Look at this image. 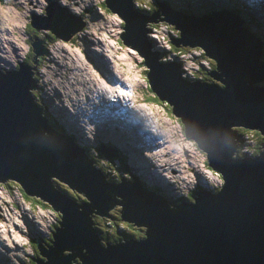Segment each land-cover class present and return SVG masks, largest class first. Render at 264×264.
<instances>
[{"label": "water", "instance_id": "obj_1", "mask_svg": "<svg viewBox=\"0 0 264 264\" xmlns=\"http://www.w3.org/2000/svg\"><path fill=\"white\" fill-rule=\"evenodd\" d=\"M154 1L157 8L147 15L134 10L132 0L103 3L122 19L118 37L142 57L150 89L182 122L184 136L205 152L222 185L215 193L195 191L192 204L172 205L136 180L107 182L71 135L46 120L33 69L50 41H63L82 26L78 16L50 1L28 19L29 51L23 61L16 70L0 69V182H18L26 195L61 215L51 233L52 248L36 243L44 261L30 258L35 264H68L73 256L80 264H264V142L260 155L236 156L243 140L236 130L262 129L264 135L261 41L231 10L190 16ZM158 21L177 30V38L168 36L172 45L197 46L214 60V69L205 73L221 87L186 80L176 61H157L145 25ZM57 183L89 204L66 199ZM93 215L142 226L144 238L102 247L90 222ZM62 250L70 254L60 256Z\"/></svg>", "mask_w": 264, "mask_h": 264}, {"label": "clouds", "instance_id": "obj_2", "mask_svg": "<svg viewBox=\"0 0 264 264\" xmlns=\"http://www.w3.org/2000/svg\"><path fill=\"white\" fill-rule=\"evenodd\" d=\"M5 1L0 0V11L2 9L1 5L3 7L6 6ZM156 1L167 4L160 0ZM179 1L171 0L170 9L186 15L198 16L190 11L197 7V3L194 0L184 1L181 7L177 6ZM215 1L221 2L225 6H219L214 11L226 8L233 11L242 20L240 26L256 37L252 30V24L245 17V11L249 7L243 6L241 2L237 3L235 0ZM251 1L262 2L264 4V0H246V3L248 4ZM103 2L104 0L99 5L94 4L96 11L99 12L101 7L103 11L115 14L109 9L106 10ZM47 3V0H44L39 9ZM60 5L64 6L62 3ZM153 5L157 7L154 0H142L140 2L132 0V8L146 15L151 13L150 9ZM37 10H27V13L21 18L22 21H19L22 22L21 25L24 24L26 27L30 15ZM71 12L81 19V28L63 41L56 39L50 41L32 72L33 77H36L35 82L38 84L36 90L37 101L39 107L42 108L44 117L46 119L50 118L54 109L58 107L59 116L55 122L53 120L50 122L59 127L64 133L70 134L71 139L89 157L100 175L102 177L108 176L110 182H118L125 179L136 180L144 189L154 192L166 201H170L172 205H177L181 202L194 203L192 197H196L195 191L197 190H204L209 193L217 192L222 185L221 176L209 179L206 176L198 177L195 175L193 181H185L181 178L183 182L188 184L186 187L187 191L185 192L177 185L179 182L170 179L172 177L178 178L176 173L182 172L180 168L179 172L172 174L170 169L163 170L158 164V171L155 170V162L162 163L165 161L156 158V156L158 150H162L166 146V143L152 148L153 142L157 144L166 141L167 135L163 131L165 129H169V131H173V129L177 130L182 122L172 113L167 102L160 100L150 89L145 77L147 69L143 64L142 57L134 49L123 44L118 37L119 33L124 31L121 28L123 25L122 19L115 14L118 17V24L120 25L116 40L119 45L126 47L129 52L130 50L133 51L130 53L133 54L134 67L140 66L142 68L145 83L140 87L136 84H127L124 80L125 78L114 77L110 63L105 58L106 54L110 52L109 48L104 49V52L100 50L96 52L94 50L87 54L76 43L82 32H84L87 19L84 8L80 11L71 10ZM262 20L264 22V13L262 14ZM154 24H159L161 27L156 29L146 23L145 28L151 44L149 49L158 50L159 52L158 62L176 61L180 66L182 76L186 80H199L209 82L218 87L222 86V83L205 73L208 70L214 69L215 63L213 59L203 55L202 50L197 46L177 47L172 45L168 41V36L177 38V30L164 21L154 22ZM11 26L12 24L5 22L2 24L0 20V44L2 45L3 42H6L11 50H9L10 56L5 49L6 47L2 45L5 52L3 50L0 51L1 70H16L18 67L17 62H22L28 52V38L24 40L23 43L26 45V48H23L15 39L5 38L7 36L1 34V28H3L2 30H8ZM15 30L10 35H14ZM74 48L75 51H73ZM15 49L16 53H14ZM99 54L104 59H101ZM44 65L50 68V72L45 71L46 74H43L40 71ZM109 79H112V82L108 81ZM136 86L139 87L138 90L133 89ZM118 87L122 88L125 92L123 100L117 98V95H120ZM140 90H145V93L151 97L155 95L159 102H163L161 104L166 105L169 114L175 119V124L161 120L152 112V110L156 111L158 103L150 108L145 103L140 102L141 99H137L140 96ZM181 127L183 126L181 125ZM177 131L180 133L179 130ZM179 136L184 139L181 133ZM236 136L243 139L236 156L254 158L263 153L264 135L262 129L236 130ZM189 141L192 142L191 139ZM256 145H258L257 151L255 150ZM199 152L204 155V161L201 165L207 171L205 152L201 149ZM135 170L144 174L142 180L136 178ZM152 175L156 178H153ZM194 183H196V186H194ZM57 185L62 184L57 183ZM62 186L66 187L65 185ZM168 190L170 194L166 197L165 192ZM24 196L31 199L35 198L25 193ZM82 203L89 204V201L83 198L77 205ZM95 216L98 219L104 218L99 215ZM36 225L41 229L39 235L21 231L18 233L21 237L18 243L13 241V235H9L10 242L0 243V256H6L5 260L0 258V264H35V261L30 258L44 261L43 257L38 253L36 243L39 242L45 250H47L45 245L52 248V244L45 243L44 241V236L50 234V232L45 225L38 223ZM12 243L19 246L23 253L22 258L18 259V261H14L8 255H4L1 249L8 250L9 245ZM14 256L18 255L14 254ZM68 264L70 263L68 262Z\"/></svg>", "mask_w": 264, "mask_h": 264}, {"label": "rangeland", "instance_id": "obj_3", "mask_svg": "<svg viewBox=\"0 0 264 264\" xmlns=\"http://www.w3.org/2000/svg\"><path fill=\"white\" fill-rule=\"evenodd\" d=\"M49 1H54L58 4L62 3L64 5L63 7L67 8L69 11H80L82 10V8H84L87 22L85 23L84 32H82L76 43L81 46L87 54L90 51L94 50L96 52L99 50L104 52V49L109 48L110 52L106 54V58L110 63L114 77H119L120 79L125 78L124 80L127 84H136L139 87L145 83L142 68L140 66L134 67L135 65L133 62V54L130 53L133 51L130 50L129 52L126 47L119 45L116 40L117 32L120 30V25L118 24V17L115 14L103 11L101 7L99 9V12L96 11L94 4L99 5L102 0H47V2ZM160 1L167 3L165 5H169V8L171 7V0ZM194 1L197 3V7L193 10H190L191 13H193L194 15L208 14L213 12L219 6H225L221 2H216L215 0ZM42 2H44V0H6V6L3 7V5H1L2 9L0 11V20L2 21V24L5 22L7 24H12V26L8 28L9 32L3 31V28H1V34L6 35L7 37L3 35L2 36L9 39H15L16 42H20L23 48H26V45L23 43L25 38L27 37L26 31L21 34L20 30L16 29L17 24H20L18 22L22 21L21 18L27 13V10L30 11L31 9H39V6ZM240 2L243 6L249 7L247 8L248 11L245 12V14L249 18L251 17L255 22L258 21L264 24L262 20V14L264 13V4L262 2L251 1L248 4L246 3V0H240ZM156 8V5H153L150 11L152 12ZM251 24L253 26V33L257 35V25L253 23ZM157 25L159 29L161 25ZM263 28H261L262 30L259 29L261 35L264 34ZM14 29H16L14 35H10ZM2 45L6 47L5 49L11 56V53L9 52L10 46L6 42H3ZM2 50L5 52V50L0 47V51ZM73 51H75V48L73 49ZM262 51H264V42L262 46ZM14 53H16V49L14 50ZM100 57L101 59H104L102 55H100ZM260 61L264 62V57L260 56ZM35 79L36 77H34V80ZM111 80L112 79H109L108 81L112 82ZM35 84L37 87L38 84L36 82ZM137 86L133 87V89L138 90L139 87ZM122 90V88L118 89V91L120 92V97L125 96V92ZM140 92L143 93L140 102L145 103L150 108H152L154 104H157L159 102L155 95L154 97H151L147 93L143 92V90H140ZM54 112H56L55 109ZM147 112L149 111L147 110ZM152 112L156 114L161 120L175 124V119L169 114L165 104H158L156 106V111L152 110ZM52 120L54 122L56 121L54 116L51 115V117L48 118L47 121L50 122ZM177 130L180 131L184 139L179 136L180 133ZM177 130L173 129V131H169V129H165V131L163 132H165L167 135L166 141L157 144L153 142L152 148H156L157 146H161L162 144L166 143V146H164L162 150H158L160 156L156 151V158L165 161L162 163L155 162V170L158 171V164L160 167H163L165 164H168L167 168L165 169L164 167L163 170L170 169V172L172 174H174L175 172H179L181 169V173H176V175H178V178L172 177L170 179L179 182V184L177 185L183 191L186 192V187L188 184L186 182H183L181 178H183L185 181H193L195 175H197L198 177L206 176L207 178L212 179L217 178L218 174L211 172L209 168H206L207 171L203 169L201 163L204 161V155L200 153L195 148L194 144L184 136L183 127H181V125H179ZM135 139L138 141L137 138ZM156 160L158 161V159ZM135 176L137 179L142 180L144 174L139 173L135 170ZM152 177L156 178L154 175H152ZM6 182L10 183L9 185H7V187L5 186L6 184H2ZM14 186H16V188H14ZM61 186L62 185L58 186L61 191H68V193L65 194L67 197L71 198L73 196L78 195L82 198L80 194L74 193L72 192V190L62 186L64 188L63 189ZM169 194V190L165 192L166 197H168ZM81 198L77 199V203L80 202L79 199ZM167 202L170 204V201L167 200ZM0 214V243L2 244L10 242L9 235H13V241L18 243L21 240V237L18 235V233H20L21 231H26L30 234L39 235L41 233V229L38 228L39 226L36 225V223L45 225L48 231L50 232V234L44 236L45 243H49V241L52 240L51 233L54 232V228L58 225V213L54 212V210L50 208V206L46 202L40 201L37 198L26 199L22 188L18 186V184H14V182L8 180L0 182ZM36 218H38L40 222H36ZM93 221L95 227L99 229V236L103 243V237H108L109 239L113 240L112 238L114 237L110 235L114 232H116L115 235H117V233L120 234V232H122V234L123 232H130V234L136 235L137 238H144V229L133 227V229L128 228V230H126V223H121L117 220H110L104 218L98 219L97 217H95ZM130 234H128V236ZM119 238L121 239L123 238V236H119ZM1 249L4 255H8L14 261H18V259H21L23 256V253L19 246L13 243L9 245L8 250H4L3 248ZM14 254L18 256H14ZM5 257L3 255L0 256V258L3 260H5Z\"/></svg>", "mask_w": 264, "mask_h": 264}, {"label": "bare ground", "instance_id": "obj_4", "mask_svg": "<svg viewBox=\"0 0 264 264\" xmlns=\"http://www.w3.org/2000/svg\"><path fill=\"white\" fill-rule=\"evenodd\" d=\"M169 6V5H168ZM251 19V18H250ZM253 24H256L257 25V27H258V32H259V29H261V28H263L264 27V24L262 23V24H260V25H258L257 23H254V22H252ZM150 25L153 27V28H158V25L157 24H154V23H150ZM264 29V28H263ZM262 30V29H261ZM260 30V31H261ZM3 31H7V32H9L8 30H3ZM257 32V33H258ZM260 33V32H259ZM261 34V33H260ZM262 35H264V34H262ZM10 42V41H9ZM261 43L262 42H260V44H259V55H258V57H257V59H258V61H260V56L262 57V54H261V51H260V45H261ZM0 47L1 48H3L4 49V47L0 44ZM107 56H105V58H106ZM33 79H34V77H33ZM35 81H36V79L34 80V83H35ZM112 81V80H111ZM35 86H36V84H35ZM110 87V86H109ZM118 89H119V87H118ZM36 90H37V87H36ZM122 91H124V90H122ZM123 96V95H122ZM117 98H119L120 100H123L124 99V97H120V95H117ZM55 110H56V112H53L52 113V116H54V118L56 119L58 116H59V108L58 107H56L55 108ZM47 120V119H46ZM164 165V164H163ZM167 165L168 164H165L162 168L164 169V167H165V169L167 168ZM210 169V168H209ZM211 170V172H213V173H215V174H217V172L215 171V170H213V169H210ZM50 177H52V176H50ZM12 182H14V184H18V182H16V181H12ZM8 184H10L9 182H7ZM18 186H20L19 184H18ZM21 187V186H20ZM14 188H16V186H14ZM23 190V189H22ZM60 190V189H59ZM60 192H61V194H62V196L63 197H65L66 199H68V200H70V201H72L73 203H75V204H77V199L78 198H69V197H67L66 195H65V193L63 192V191H61L60 190ZM72 192H74V193H77V192H75V191H73L72 190ZM24 193V192H23ZM77 194H79V193H77ZM78 196V195H77ZM80 197V196H79ZM35 198H37L38 200H40V201H43V202H46V201H44V200H42V199H40L39 197H35ZM81 198V197H80ZM82 200H83V197L81 198ZM47 203V202H46ZM48 204V203H47ZM49 205V204H48ZM50 206V205H49ZM50 208H52L51 206H50ZM54 210V209H53ZM54 212H56V213H58V215L60 214V212L56 209V210H54ZM96 216L95 215H93V216H91L90 217V222H91V224H92V226H93V228H94V230L96 231V236H97V239H98V242H99V244H100V246H104V243L101 241V238H100V236H99V229H97L96 227H95V224H94V218H95ZM104 219H109V218H105L104 217ZM110 220H116V219H110ZM58 221H60L59 219H58ZM117 221H119V220H117ZM122 221V220H121ZM4 222V221H3ZM36 222H40V220H38V218H36ZM124 223H127V224H129L128 222H126V221H123ZM131 225V224H130ZM136 228H141V229H144V227H142V226H135ZM55 228H59V225L57 226V227H55ZM126 230H128V228H126ZM126 234H130V232H126ZM126 234H122V232H120V236H126ZM7 235V234H6ZM139 237V236H138ZM51 238H52V236H51ZM126 238H133V239H137V240H140V239H143V237H140V238H137L136 237V235H134L133 237H126ZM121 239H124V237L123 238H121ZM121 239H116V241H118V240H121ZM51 241H53V238H52V240ZM15 242V241H14ZM16 243V242H15ZM108 244H112L113 242H107ZM48 244H51L50 242L48 243ZM47 249V248H46ZM66 254H70V251H67V250H62V253H60V256H65ZM69 263L70 264H80V261L77 259V257L76 256H73V257H71L69 260Z\"/></svg>", "mask_w": 264, "mask_h": 264}, {"label": "trees", "instance_id": "obj_5", "mask_svg": "<svg viewBox=\"0 0 264 264\" xmlns=\"http://www.w3.org/2000/svg\"><path fill=\"white\" fill-rule=\"evenodd\" d=\"M135 1H137V2H140V1H142V0H135ZM105 9L106 10H108L106 7H105ZM245 12H247V10L245 11ZM245 17L248 19V21L250 22V23H252V22H254V23H257L258 25H260V24H262V23H260V22H258V21H254L251 17V19L245 14ZM257 35H256V37L262 42V40H263V42H264V35H261L259 32L258 33H256ZM262 39V40H261ZM263 42H262V45H261V54H262V57H264V51H262V46H263ZM143 92H145V90H143ZM142 92H139V97L137 98L138 100H140L141 98H142ZM36 95H37V93H36ZM38 97V96H37ZM161 103H163V102H158V104H161ZM167 110H168V108H167ZM182 125V124H181ZM183 126V125H182ZM257 132V131H256ZM258 133V132H257ZM192 143L194 144V146L196 147V149L197 150H199L200 151V149L196 146V144L194 143V141L192 140ZM257 146L258 145H256V148H255V150L257 151ZM206 163V162H205ZM206 166L208 167V168H210L209 166H208V164L206 163ZM210 169H212V168H210ZM217 174H218V176H220V174L217 172ZM7 185H9V184H7L6 183V187H7ZM62 187V186H61ZM63 188V187H62ZM64 189V188H63ZM64 192H65V194H67L68 193V191L67 190H63ZM72 198H80L79 196H73ZM26 199H31V198H28V197H26ZM80 201H82V199H79ZM57 216H58V219L60 220V214L58 215L57 214ZM58 226V225H57ZM56 226V227H57ZM115 233L116 232H114V233H112L110 236H112V237H114V238H112L113 240H111V239H109L108 237H103V240H104V243L106 242H116V239H120L119 238V236H120V234L119 233H117V235H115ZM123 234H126V232H123ZM134 236V234H130L129 236H128V234H126V236H123L124 238H126V237H133ZM121 237V236H120Z\"/></svg>", "mask_w": 264, "mask_h": 264}, {"label": "flooded vegetation", "instance_id": "obj_6", "mask_svg": "<svg viewBox=\"0 0 264 264\" xmlns=\"http://www.w3.org/2000/svg\"><path fill=\"white\" fill-rule=\"evenodd\" d=\"M153 12V11H152ZM28 22V21H27ZM20 24H17V26H18V28L16 27V29H18V30H20L21 31V34L23 33V32H25L26 31V27H25V25L23 24V25H21V23L22 22H19ZM151 22H148V24H150ZM25 39H27V37L25 38ZM18 44H20V42H17ZM27 46H28V48H27V50L29 51V42L27 41ZM104 174V173H103ZM105 181H107V182H110L109 181V177L108 176H103L102 177ZM121 223H124L123 221H121V220H119ZM126 226H127V228H132L133 229V227L134 228H136L135 226H133V225H130V224H125ZM128 226H131V227H128Z\"/></svg>", "mask_w": 264, "mask_h": 264}]
</instances>
